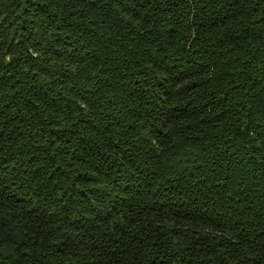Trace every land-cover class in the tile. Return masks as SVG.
<instances>
[{"label": "trees", "instance_id": "1", "mask_svg": "<svg viewBox=\"0 0 264 264\" xmlns=\"http://www.w3.org/2000/svg\"><path fill=\"white\" fill-rule=\"evenodd\" d=\"M0 264H264V0H0Z\"/></svg>", "mask_w": 264, "mask_h": 264}]
</instances>
